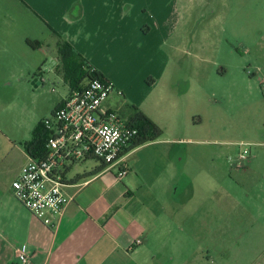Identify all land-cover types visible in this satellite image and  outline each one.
I'll return each instance as SVG.
<instances>
[{
	"label": "rangeland",
	"instance_id": "1",
	"mask_svg": "<svg viewBox=\"0 0 264 264\" xmlns=\"http://www.w3.org/2000/svg\"><path fill=\"white\" fill-rule=\"evenodd\" d=\"M151 2L146 13L159 28L147 40L154 47L147 61L159 66L168 58L169 77L179 79L175 89L184 94L176 104L178 119L191 108L196 112L187 128L158 119L163 130L158 139L179 142L142 145L125 158L143 178V196L166 208L161 217L168 226L169 257L163 261L264 264V0ZM168 2L176 3V11ZM24 9V17L10 18V26L25 45V78L0 94L2 185L12 184L24 143L44 119H53L68 89L57 68L56 34L43 24L39 28L30 9ZM25 34L40 38L42 46L31 48ZM35 65L42 66L45 78L37 87L31 73ZM164 83L154 94L164 90ZM190 85L187 94L183 90ZM143 92L132 85L129 96ZM85 161L71 173L100 162Z\"/></svg>",
	"mask_w": 264,
	"mask_h": 264
},
{
	"label": "crops",
	"instance_id": "2",
	"mask_svg": "<svg viewBox=\"0 0 264 264\" xmlns=\"http://www.w3.org/2000/svg\"><path fill=\"white\" fill-rule=\"evenodd\" d=\"M151 1L0 0V94L8 86L14 90V82L25 78L22 57L25 45L21 39L19 43L18 32L10 26V18L24 17L26 7L33 13L39 28L43 24L50 32L58 33L120 91L109 95L103 105L105 109L116 110L126 119L130 114L126 105L134 104L156 124L161 118L174 126L187 128L188 124L194 123L196 112L191 108L183 114L182 121V117L178 119L176 104L184 94L176 92L179 79L169 77L168 58L165 57V62L159 66L147 61L151 56L149 50L154 48L147 40L159 28L153 26L152 17L146 13ZM10 4L13 10L9 9ZM168 4L172 6L170 10L176 11L175 2ZM25 35L40 41L42 46L40 38ZM15 36H18L16 43ZM20 37L24 39V34ZM164 42L162 40L155 49L160 50V44ZM36 67L37 71L31 73L37 87L45 78L42 66ZM147 77L151 80L145 84ZM162 81L165 82L164 90L154 94ZM132 85L138 91H144L141 97L129 96ZM67 86L66 95L58 99L55 108L71 93L72 89ZM186 90L183 91L189 94L191 85ZM112 95L121 99L122 104ZM160 142L179 141L158 139L143 145ZM21 152L20 168L30 158L24 146ZM77 163L66 168L63 190L72 196V201L55 225L43 223L14 197L11 185L0 183V264H21L18 247L22 243L26 245L30 264H167L163 259L169 257L166 247L168 226L161 217L166 208L143 196V178L137 172L133 173L128 164V173L118 181L116 167L96 170L101 162L89 170L71 173ZM20 168L13 173V180ZM136 239L141 243L134 245ZM170 255L173 257V253Z\"/></svg>",
	"mask_w": 264,
	"mask_h": 264
},
{
	"label": "built area",
	"instance_id": "3",
	"mask_svg": "<svg viewBox=\"0 0 264 264\" xmlns=\"http://www.w3.org/2000/svg\"><path fill=\"white\" fill-rule=\"evenodd\" d=\"M114 91L120 93L104 77L88 78L81 89L72 90L54 109L53 119L43 121L44 154L30 157L12 181L14 197L46 225L58 223L72 201L63 190L69 165L95 158L116 167L118 181L128 173L125 151L138 130L117 112L103 107ZM140 243V239L134 241V245ZM18 258L21 264H30L24 243L18 247Z\"/></svg>",
	"mask_w": 264,
	"mask_h": 264
},
{
	"label": "trees",
	"instance_id": "4",
	"mask_svg": "<svg viewBox=\"0 0 264 264\" xmlns=\"http://www.w3.org/2000/svg\"><path fill=\"white\" fill-rule=\"evenodd\" d=\"M52 32L56 34L58 38L56 46L59 65L57 68L62 72L70 89H81L88 78L103 77L101 73L88 64V61L83 58L79 52H77L67 41L63 40L58 33L55 31ZM26 43L33 49H37L41 46L40 41L31 40L29 38L26 39ZM126 107L130 112L129 116L126 118L127 123L138 130L133 143L125 151V153H128L133 148L158 139V137L162 135L163 130L138 106L127 104ZM45 140L46 132L43 122H41L40 127L35 131L33 137L24 143L25 151L32 158L36 159L41 157L44 154ZM107 167L108 164L101 162L96 170L101 171Z\"/></svg>",
	"mask_w": 264,
	"mask_h": 264
}]
</instances>
